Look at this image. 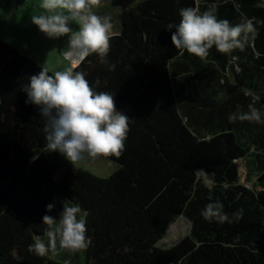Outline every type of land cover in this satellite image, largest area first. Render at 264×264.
<instances>
[{"label":"trees","instance_id":"trees-1","mask_svg":"<svg viewBox=\"0 0 264 264\" xmlns=\"http://www.w3.org/2000/svg\"><path fill=\"white\" fill-rule=\"evenodd\" d=\"M212 4L233 25L254 18L255 33L243 50L181 55L167 25L181 8ZM113 13L121 27L107 63L92 54L75 69L130 118L122 154L99 156L116 164L107 176L47 151L39 107L22 90L44 66L0 38V264H264V123L229 121L249 105L264 120V0H136ZM58 201L88 213L91 244L36 255L28 247L46 240L42 217L58 216ZM216 201L242 217L205 220ZM180 216L189 232L160 246Z\"/></svg>","mask_w":264,"mask_h":264},{"label":"clouds","instance_id":"clouds-1","mask_svg":"<svg viewBox=\"0 0 264 264\" xmlns=\"http://www.w3.org/2000/svg\"><path fill=\"white\" fill-rule=\"evenodd\" d=\"M100 3L101 0H41L42 13L31 17V22L48 38L68 36L62 55L69 66L52 74L47 67H41L28 78L22 90L27 94L25 103L39 107L47 151L59 152L72 164L88 157H119L129 130L130 118L117 110L114 95L96 91L85 73L75 70L92 54L107 63L113 23L110 16H101L92 10ZM216 11V4L203 12L199 7H184L179 10V23L167 25L171 41L181 55L186 51L203 59L213 46L225 54L245 48L250 35L256 31L254 18H244L233 25L227 19H218ZM70 22L77 24L78 29L73 30ZM236 120L264 123L260 110L253 105H249L247 112L229 115L230 122ZM195 175L208 182V172L203 168L196 169ZM55 208L54 201L46 206V212ZM242 214L240 209L230 217L220 201L207 203L201 210L205 220L221 224L238 221ZM87 216L79 204H62L58 216L43 215L46 240L37 237L28 250L44 256L49 252L86 249L91 244L86 235Z\"/></svg>","mask_w":264,"mask_h":264},{"label":"rangeland","instance_id":"rangeland-1","mask_svg":"<svg viewBox=\"0 0 264 264\" xmlns=\"http://www.w3.org/2000/svg\"><path fill=\"white\" fill-rule=\"evenodd\" d=\"M136 0H101L99 6L92 10L97 14L111 17L113 23L112 33L120 30V20L117 18L119 8L124 4L128 5ZM41 0H0V38L20 49L23 53L38 61L42 66L52 71L64 70L69 66V62L64 60L63 51L67 47L68 36L58 39L48 38L44 33L31 22L33 15L42 13L40 8ZM109 9L112 12H104ZM104 12V13H103ZM103 13V15H102ZM73 30L78 29V25L70 22ZM79 166L90 169L94 173L107 176L111 174L116 164L105 158L96 157L77 163ZM246 170L242 169V181L253 187L252 182H247ZM258 189H260L258 187ZM264 201V195L262 196ZM61 201L57 202V205ZM64 204V203H63ZM62 204H60L61 206ZM190 229V221L180 216L169 227V232L160 242L162 247H169L175 244L181 237L185 236Z\"/></svg>","mask_w":264,"mask_h":264}]
</instances>
